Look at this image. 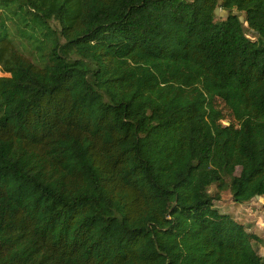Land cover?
<instances>
[{"label":"trees","instance_id":"16d2710c","mask_svg":"<svg viewBox=\"0 0 264 264\" xmlns=\"http://www.w3.org/2000/svg\"><path fill=\"white\" fill-rule=\"evenodd\" d=\"M1 74L0 264H264V0H0Z\"/></svg>","mask_w":264,"mask_h":264},{"label":"rangeland","instance_id":"374dc122","mask_svg":"<svg viewBox=\"0 0 264 264\" xmlns=\"http://www.w3.org/2000/svg\"><path fill=\"white\" fill-rule=\"evenodd\" d=\"M247 28V27H246ZM249 37H253V33H248ZM0 76H4L1 74ZM222 108L223 105L219 103ZM218 190L216 187L211 188L212 193H216ZM221 200L215 202V207L224 214H230L238 222L244 223L250 229L256 231L260 237L261 241L259 244L255 245L258 252L264 256V210L261 207V201L254 200L249 206L240 205L232 201L230 191L225 188L221 191Z\"/></svg>","mask_w":264,"mask_h":264},{"label":"water","instance_id":"95a60500","mask_svg":"<svg viewBox=\"0 0 264 264\" xmlns=\"http://www.w3.org/2000/svg\"><path fill=\"white\" fill-rule=\"evenodd\" d=\"M215 14H216V16L217 17H219V18H223V19H227V18H229V16H230V12L229 11H223L221 8H218L217 10H216V12H215ZM240 21L242 22V23H244L245 24V18L242 16V17H240ZM256 200H259V201H261L262 203H264V198L263 197H260V196H257L256 197Z\"/></svg>","mask_w":264,"mask_h":264},{"label":"crops","instance_id":"0c3cea01","mask_svg":"<svg viewBox=\"0 0 264 264\" xmlns=\"http://www.w3.org/2000/svg\"><path fill=\"white\" fill-rule=\"evenodd\" d=\"M250 205V204H249ZM249 205H246V206H249ZM252 230V229H251ZM252 231H254V230H252ZM256 232V231H255ZM257 233V232H256ZM258 234V233H257ZM259 235V234H258ZM260 236V235H259ZM264 257V256H263Z\"/></svg>","mask_w":264,"mask_h":264}]
</instances>
